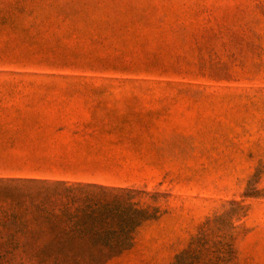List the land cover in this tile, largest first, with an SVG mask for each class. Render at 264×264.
<instances>
[{
    "label": "rangeland",
    "instance_id": "rangeland-1",
    "mask_svg": "<svg viewBox=\"0 0 264 264\" xmlns=\"http://www.w3.org/2000/svg\"><path fill=\"white\" fill-rule=\"evenodd\" d=\"M0 264H264V0H0Z\"/></svg>",
    "mask_w": 264,
    "mask_h": 264
},
{
    "label": "crops",
    "instance_id": "crops-1",
    "mask_svg": "<svg viewBox=\"0 0 264 264\" xmlns=\"http://www.w3.org/2000/svg\"><path fill=\"white\" fill-rule=\"evenodd\" d=\"M80 98L79 96H59V95H52L51 98ZM55 102H61V101H66V100H53ZM72 102H77L79 100H70ZM94 108L93 106H89V105H85V104H79V103H75V104H68V105H64V104H50L47 105V109L51 112H80L81 109H92ZM72 122V121H69ZM83 122H90V121H86L84 120Z\"/></svg>",
    "mask_w": 264,
    "mask_h": 264
}]
</instances>
